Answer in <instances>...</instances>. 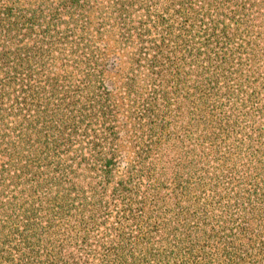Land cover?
I'll use <instances>...</instances> for the list:
<instances>
[{
    "label": "trees",
    "instance_id": "1",
    "mask_svg": "<svg viewBox=\"0 0 264 264\" xmlns=\"http://www.w3.org/2000/svg\"><path fill=\"white\" fill-rule=\"evenodd\" d=\"M134 5L147 6L142 24L129 23ZM113 16L109 26L119 32L117 45L154 40L180 53L174 63L182 75L179 89L194 100L185 98L179 114L192 120L198 159L191 181L178 183L179 190L162 187L168 176L158 168L165 172L168 166L159 165L160 152L180 146L155 139L162 119L149 117L144 131L151 142L118 182L127 193L131 184L134 202L125 211L145 228L136 256L125 264H264V0H116ZM65 30L72 35V27ZM90 50L103 64L104 51ZM105 71H85L81 91L101 88ZM22 92L30 96L22 90L0 102V264H36L26 170L39 111L30 101L23 104ZM102 92L112 97L107 88ZM112 110L114 105L107 120ZM101 112L106 115V106ZM114 150L107 153L110 176Z\"/></svg>",
    "mask_w": 264,
    "mask_h": 264
},
{
    "label": "rangeland",
    "instance_id": "2",
    "mask_svg": "<svg viewBox=\"0 0 264 264\" xmlns=\"http://www.w3.org/2000/svg\"><path fill=\"white\" fill-rule=\"evenodd\" d=\"M115 3L0 0V102L25 90L30 96L22 92L19 99L39 111L26 170L33 187L36 264H125L134 259L145 228L125 211L126 203L134 202L131 184L127 193L118 182L129 165L137 166L138 153L151 142L144 131L149 117L162 119L155 139L180 146L160 152L159 165L168 166L165 172L158 168L168 176L161 186L177 188L191 181L197 168L192 120L179 114L185 98L194 100L179 89L182 75L174 63L181 60L180 53L154 40L117 45L119 32L109 26ZM144 8L131 7L129 23H144ZM67 27L73 28L71 36ZM90 49L104 51L103 64ZM100 68L106 70L103 86L82 92L84 72ZM151 108L156 115L149 116ZM115 147L110 176L107 153Z\"/></svg>",
    "mask_w": 264,
    "mask_h": 264
}]
</instances>
